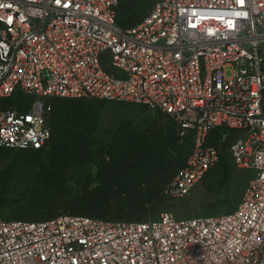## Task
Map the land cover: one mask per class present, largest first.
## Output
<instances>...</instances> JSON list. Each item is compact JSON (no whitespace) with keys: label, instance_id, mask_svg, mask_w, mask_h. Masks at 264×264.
Returning a JSON list of instances; mask_svg holds the SVG:
<instances>
[{"label":"built area","instance_id":"built-area-1","mask_svg":"<svg viewBox=\"0 0 264 264\" xmlns=\"http://www.w3.org/2000/svg\"><path fill=\"white\" fill-rule=\"evenodd\" d=\"M117 4L0 0V98L33 96L27 111L0 103V147L44 146L53 97L137 101L194 132L167 195L186 196L218 161L207 136L226 125L240 130L237 165L254 171L244 197L187 218L0 217V264H264V0H156L126 29Z\"/></svg>","mask_w":264,"mask_h":264},{"label":"trees","instance_id":"trees-1","mask_svg":"<svg viewBox=\"0 0 264 264\" xmlns=\"http://www.w3.org/2000/svg\"><path fill=\"white\" fill-rule=\"evenodd\" d=\"M155 2L118 0L117 24L124 29L137 25ZM32 101L33 96L21 90L0 98L6 107L24 111ZM50 101L52 133L44 146L0 147V217L39 221L69 213L145 221L159 217L163 207L175 200L165 188L187 162L193 131L181 135L173 116L137 101L99 97H53ZM127 103L147 115L134 123L121 114L117 127L103 132L108 109L117 111ZM151 109L157 114L151 115ZM239 135V129L219 125L207 136V143L219 150V159L201 181L210 192L226 193L224 201L231 204L220 213L238 208L254 174L251 168L239 167L232 155L231 145ZM28 164L36 165L35 175L21 184V190L12 191L11 174Z\"/></svg>","mask_w":264,"mask_h":264},{"label":"rangeland","instance_id":"rangeland-1","mask_svg":"<svg viewBox=\"0 0 264 264\" xmlns=\"http://www.w3.org/2000/svg\"><path fill=\"white\" fill-rule=\"evenodd\" d=\"M226 73L227 76L231 75L230 67L226 69ZM121 114H123L125 120H129L134 123H137L138 120L141 122L142 118L147 115L143 110H141V108L128 103L126 106H119L117 111L115 109H108L102 123L103 132H111L115 127H117V124L120 122ZM156 114L157 110L151 109V115ZM35 172V164H28V166L22 167L17 171L15 169L9 179V182L12 184V191H16L18 189L21 190V184L29 181L35 175ZM223 194L226 193L222 191L210 192L200 180L189 194L183 197H175V200L171 201L169 205L163 207L161 212L168 210L180 218L220 213L231 204L230 201H224L225 195ZM210 210H213L214 212L210 213Z\"/></svg>","mask_w":264,"mask_h":264}]
</instances>
